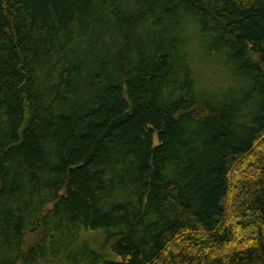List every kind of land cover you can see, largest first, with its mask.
Segmentation results:
<instances>
[{"label":"trees","instance_id":"16d2710c","mask_svg":"<svg viewBox=\"0 0 264 264\" xmlns=\"http://www.w3.org/2000/svg\"><path fill=\"white\" fill-rule=\"evenodd\" d=\"M0 264H264V0H0Z\"/></svg>","mask_w":264,"mask_h":264},{"label":"rangeland","instance_id":"374dc122","mask_svg":"<svg viewBox=\"0 0 264 264\" xmlns=\"http://www.w3.org/2000/svg\"><path fill=\"white\" fill-rule=\"evenodd\" d=\"M211 66H206L203 68V70H201V76L204 78H208L209 77V69Z\"/></svg>","mask_w":264,"mask_h":264}]
</instances>
